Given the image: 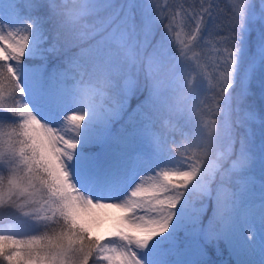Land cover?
<instances>
[{
  "label": "snow or ice",
  "instance_id": "6c2138e0",
  "mask_svg": "<svg viewBox=\"0 0 264 264\" xmlns=\"http://www.w3.org/2000/svg\"><path fill=\"white\" fill-rule=\"evenodd\" d=\"M218 7L0 0V264H264V0Z\"/></svg>",
  "mask_w": 264,
  "mask_h": 264
},
{
  "label": "rangeland",
  "instance_id": "374dc122",
  "mask_svg": "<svg viewBox=\"0 0 264 264\" xmlns=\"http://www.w3.org/2000/svg\"><path fill=\"white\" fill-rule=\"evenodd\" d=\"M201 0H159L160 6L168 12L169 10L175 14L177 12H181L183 8L191 10L193 6L199 9ZM215 2V0H214ZM233 0H218V20L216 25L211 26L212 32H219V36H224L227 34V20L231 13ZM258 7V0H257ZM181 17H178V20ZM167 23V21H165ZM179 31L180 29L177 28ZM160 31H163V26H161ZM184 31H187V28H184ZM253 37L255 36V32H253ZM219 36H209L205 35L204 40L201 42L200 47H195L193 51L196 53L197 60L192 61L191 67L186 70V77L188 80H191L194 85L198 87L197 93V103L200 101H206L210 103L211 92L206 91L209 88V80L217 74L214 71V59L216 57V49L219 48V44L217 40ZM173 40L175 36L173 35ZM191 55V54H190ZM258 88V84H255ZM258 92L255 96H258ZM134 106V105H133ZM214 118V117H213ZM177 143H182V139L179 135L176 136ZM238 147V145H237ZM110 219L101 217V223L98 226L93 227L92 234L94 236H103L107 231L110 230L114 219L119 213L114 212L112 210H107ZM25 218L20 217L17 222L6 223L4 227L0 229V233H4L6 231H15L18 226H23V221ZM215 255V253L213 254ZM217 264H230V257L227 251H224L221 255L218 256Z\"/></svg>",
  "mask_w": 264,
  "mask_h": 264
},
{
  "label": "trees",
  "instance_id": "16d2710c",
  "mask_svg": "<svg viewBox=\"0 0 264 264\" xmlns=\"http://www.w3.org/2000/svg\"><path fill=\"white\" fill-rule=\"evenodd\" d=\"M253 87L254 89L257 88L255 83ZM254 99H256V103L258 105L259 104L258 96H255ZM19 218H20L19 214L12 212L11 210H0V229L4 227L6 223L17 222Z\"/></svg>",
  "mask_w": 264,
  "mask_h": 264
},
{
  "label": "bare ground",
  "instance_id": "6f19581e",
  "mask_svg": "<svg viewBox=\"0 0 264 264\" xmlns=\"http://www.w3.org/2000/svg\"><path fill=\"white\" fill-rule=\"evenodd\" d=\"M112 211H114V210H112ZM115 212V211H114ZM118 213V212H117Z\"/></svg>",
  "mask_w": 264,
  "mask_h": 264
}]
</instances>
